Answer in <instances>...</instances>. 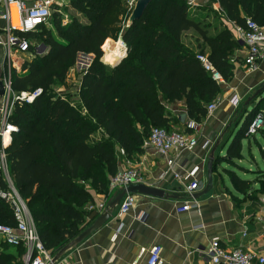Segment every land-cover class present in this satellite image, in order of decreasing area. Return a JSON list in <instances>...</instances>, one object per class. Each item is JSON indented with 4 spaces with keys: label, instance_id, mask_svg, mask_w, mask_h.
Instances as JSON below:
<instances>
[{
    "label": "trees",
    "instance_id": "obj_1",
    "mask_svg": "<svg viewBox=\"0 0 264 264\" xmlns=\"http://www.w3.org/2000/svg\"><path fill=\"white\" fill-rule=\"evenodd\" d=\"M70 2L85 22L72 18L63 25L58 16L56 35L45 26L20 35L30 47L21 73L11 71L12 92L19 96L41 90L42 94L31 104H16L9 120L16 131L5 145L0 138V163L4 155L13 187L53 256L90 226L94 219L86 211L93 202L90 190L109 194L110 181L119 172L118 153L130 159L143 153L142 145L153 129L182 131L187 120L200 125L206 119L207 108L219 98L222 85L212 80L197 56L207 55L230 84L236 65L242 63L237 56L242 44L236 28L244 29L248 19L264 27V0H212L219 6L214 15L223 17L214 35H210L212 26L196 21L191 3L183 0H155L130 27L126 0ZM188 32L201 43L196 49L183 42ZM120 38L126 54L116 66L104 64L108 41ZM38 45L47 52L36 55ZM79 55L92 56L93 61L81 80V106L75 108L57 97L54 87L65 82ZM179 103L185 105L184 123L182 116L169 110ZM258 114L264 116V99L246 119L230 157L242 158L240 141ZM97 131L106 139L92 141ZM230 177L242 195L264 193V175L258 191L234 173ZM5 190L0 171V191ZM0 225L16 227L12 206L1 198ZM24 254L23 247L0 245V264H23Z\"/></svg>",
    "mask_w": 264,
    "mask_h": 264
},
{
    "label": "crops",
    "instance_id": "obj_2",
    "mask_svg": "<svg viewBox=\"0 0 264 264\" xmlns=\"http://www.w3.org/2000/svg\"><path fill=\"white\" fill-rule=\"evenodd\" d=\"M210 8L214 13L219 11L217 4ZM208 24L212 26L210 35L216 33L215 29H221L220 23ZM5 28L6 24L0 20V37H4ZM193 35V32L185 34L183 42L186 46L185 38ZM197 39L195 37L190 42ZM241 44L237 56L242 63L236 65L233 81L222 85L219 98L224 104L212 115H207L200 124L198 147L192 152L173 157L178 174L183 175L197 166L201 169L197 176L200 189L196 195L199 196L197 199L193 197L198 208L184 214L177 213L178 206L188 199V195L183 185L168 171L166 161L153 150L143 151L130 159L118 153L119 172L128 168L138 169L144 185L164 191L167 197L159 199L133 195L136 207L132 211L118 217L120 204L116 206L104 227L80 246L67 252L57 264H147L148 253L153 246L162 248V264H212L207 250L215 238L220 239L221 246L226 250L241 249L264 256V193L242 195L236 191L230 177V173H234L239 179L251 182L253 190L258 191L260 178L264 175V129L259 131L261 138L258 133L253 137L245 136L244 139H252L247 145L244 139L240 141L242 158L238 160L229 156L246 119L264 99V91L254 98L264 86V61L260 63L258 71L248 72L243 63L246 50ZM27 58L26 53L15 54L10 62L11 71L21 73ZM6 64L4 49L0 47V81L6 75ZM77 96L75 105H72L80 107L79 91ZM234 96L241 101L240 108L236 110L228 105ZM169 110L174 116L185 115L183 103L170 106ZM180 130H184V125ZM103 139L106 137L101 131L91 137L92 141ZM206 142H210L211 147L204 150L202 146ZM214 148L212 182L208 192L204 193L208 185L207 163ZM258 158H261V164ZM120 190L109 192L108 195L90 190L93 202L86 207V211L92 213L93 221L107 211L109 201ZM101 206L103 210L100 211L98 209ZM90 208L94 210L90 211ZM0 245H5L1 239ZM10 251L15 253L16 249L10 248Z\"/></svg>",
    "mask_w": 264,
    "mask_h": 264
},
{
    "label": "built area",
    "instance_id": "obj_3",
    "mask_svg": "<svg viewBox=\"0 0 264 264\" xmlns=\"http://www.w3.org/2000/svg\"><path fill=\"white\" fill-rule=\"evenodd\" d=\"M68 0H1L0 20L6 24L4 37H0V47L4 49L7 62V72L2 81L5 87V94L1 99L0 106V138L3 145L11 140V135L16 128L10 123L13 110L18 103L31 104L41 96L42 91L37 90L31 95H15L11 89V67L10 62L17 53H27L30 43L21 38L20 35L36 32L39 28L46 26L52 18L54 9L62 8ZM129 10L134 9V3L126 0ZM239 40L246 50L244 65L248 72H256L260 68V63L264 61V27L258 26L248 19L244 29L236 28ZM125 52L127 50L124 46ZM47 52V48L38 45L35 54L41 56ZM197 60L202 64L204 70L210 74L212 80L220 85L225 84L221 74L214 69L209 62L207 55H198ZM224 104L220 98L208 106L207 115H212ZM241 104L240 99L234 96L228 105L231 109H238ZM264 126V116L258 114L252 124L248 127L246 136H256ZM200 125L192 120L184 123V130L167 132L163 129H153L150 136L142 145L143 151L153 150L158 156L163 158L168 167V171L173 174L174 179L183 185L188 199L177 208L178 214H184L198 208V203L194 200V195L200 189L197 179L200 167H194L185 174H178L175 171L176 157L185 152H192L198 147V133ZM211 147L210 142H206L202 148L207 150ZM123 154V153H122ZM0 171L5 177L7 190L0 191V198L7 201L14 210L16 227L0 225V239L3 243L12 248L23 247L25 255L24 264H52L54 256L51 255L37 233L33 218L21 199L7 173L5 157L2 155ZM144 184V180L138 169L128 168L118 172L110 181V192L118 189H126L132 185ZM136 207V198L126 195L120 203L118 217L127 215ZM98 209V208H97ZM90 208V211H93ZM98 210H103V206ZM145 218V217H144ZM142 218V219H144ZM162 248L153 246L148 253L147 264H162ZM207 255L212 264H264V256L244 251L241 249L226 250L221 246L220 239L211 241L207 250ZM57 264V263H56ZM136 264V263H135Z\"/></svg>",
    "mask_w": 264,
    "mask_h": 264
},
{
    "label": "rangeland",
    "instance_id": "obj_4",
    "mask_svg": "<svg viewBox=\"0 0 264 264\" xmlns=\"http://www.w3.org/2000/svg\"><path fill=\"white\" fill-rule=\"evenodd\" d=\"M70 1H72V0H68V2H66L62 8L54 9L52 12L51 20L45 26V28L50 29L54 33V35H56L55 34L56 30L54 28V19L55 18L60 17L63 25H66L67 23H69V21L72 18L78 19L81 23L85 22V18H83L80 14H78L73 9ZM129 1L135 4L137 0H129ZM213 4L214 3L212 2V0H195V1H193L190 4L191 5V12H192V15L194 16V18L196 19V21H200V22L206 23V24L207 23L223 24V22H222L223 18H220V16H217V15H215V17H214V12H213L212 8H210ZM126 7L128 9V12L131 13L132 10L131 11L129 10V7L127 6V4H126ZM126 24H127V22H126ZM195 37H197V36L193 35V36H187L185 38L188 47L193 48V47H198L200 45L199 43H197V41L190 42V40H192V41L195 40ZM119 50L121 51V54L123 55L120 58V60H121L125 55L124 53H126L125 49H124V45L121 42H119V40L117 42L108 41L107 46L103 50L104 56L102 58V62L106 65L114 66L113 63L115 61L113 59H110V58H113L114 55L118 54ZM90 60H91V57H88L86 55H80L78 57L75 67L68 73V76H67L65 82L61 85H56L54 87V94L57 97H62L65 100H67L70 104L75 105V100H77V98H78L77 95H78V91L80 88V83H81L83 74L85 73V71L87 70L89 65H91V63H92ZM92 61H93V57H92ZM74 107L77 108L76 106H74ZM178 112H180V111H178ZM258 137L261 138L260 133L258 134ZM250 140L252 141V139H247V138L244 139V144L247 145V143ZM255 153H256V157H258L257 151ZM246 155H247V151H246ZM258 160L261 164V158H258Z\"/></svg>",
    "mask_w": 264,
    "mask_h": 264
},
{
    "label": "water",
    "instance_id": "obj_5",
    "mask_svg": "<svg viewBox=\"0 0 264 264\" xmlns=\"http://www.w3.org/2000/svg\"><path fill=\"white\" fill-rule=\"evenodd\" d=\"M155 0H137L134 9L132 10L130 17L128 19L127 22V26L130 27L132 26L136 21L140 20L144 13L146 12V10L148 9V7L151 5V3H153ZM187 3H192L195 0H183ZM119 42H121L124 46L125 43L123 41L122 38L119 39ZM126 54V53H125ZM80 56V55H79ZM78 56V57H79ZM92 58V56H89ZM120 61H118L114 66H116ZM264 91V86L263 88L255 95L254 98H257V96L259 94H261V92ZM5 94V87H4V83L2 81H0V99L3 98ZM186 120L185 116L181 117V123H184ZM215 148L211 151L210 156H209V160L207 163V176H208V185L207 188L205 189L204 193L208 192V188L212 182V174H213V170L215 168ZM143 195V196H147V197H152V198H159V199H164L166 198V194L164 191L156 189V188H152V187H148L144 184H139V185H132L126 189H122L120 190L114 198H112L108 205H107V211L100 215L98 218H96L93 223L81 234L79 235L75 240H73L71 243H69L66 247H64L59 253H57L52 261V264H56L58 263L62 257L69 251L77 248L78 246H80L84 241H86L89 237H91L95 232H97L98 230H100L102 227H104L111 219V211H113V209L118 206L121 201L123 200V198L126 195ZM199 195H194L195 199L198 198Z\"/></svg>",
    "mask_w": 264,
    "mask_h": 264
},
{
    "label": "bare ground",
    "instance_id": "obj_6",
    "mask_svg": "<svg viewBox=\"0 0 264 264\" xmlns=\"http://www.w3.org/2000/svg\"><path fill=\"white\" fill-rule=\"evenodd\" d=\"M121 49V48H120ZM124 53V52H123ZM125 54V53H124ZM123 55L121 54V51L119 50V53L114 55L113 58H110V59H113L115 62L113 63V65H115L119 60L120 58L122 57ZM6 142L8 143V139H6Z\"/></svg>",
    "mask_w": 264,
    "mask_h": 264
}]
</instances>
